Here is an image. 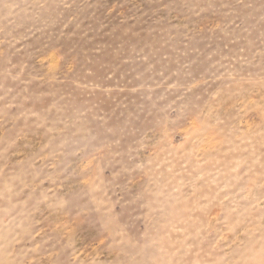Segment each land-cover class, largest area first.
I'll return each mask as SVG.
<instances>
[{"label": "rangeland", "instance_id": "obj_1", "mask_svg": "<svg viewBox=\"0 0 264 264\" xmlns=\"http://www.w3.org/2000/svg\"><path fill=\"white\" fill-rule=\"evenodd\" d=\"M0 264H264V0H0Z\"/></svg>", "mask_w": 264, "mask_h": 264}]
</instances>
